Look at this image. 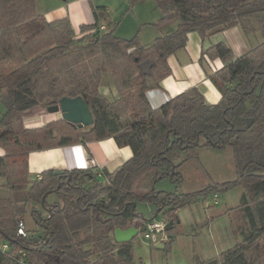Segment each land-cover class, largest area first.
Returning a JSON list of instances; mask_svg holds the SVG:
<instances>
[{
	"label": "trees",
	"instance_id": "1",
	"mask_svg": "<svg viewBox=\"0 0 264 264\" xmlns=\"http://www.w3.org/2000/svg\"><path fill=\"white\" fill-rule=\"evenodd\" d=\"M154 1L160 16L153 24L175 20L176 26L143 45L136 34L114 32L103 4L90 2L94 20L74 32L67 16L47 20L36 0H0V146L6 150L0 175L13 193L0 198V245H7L0 246V264H136L132 239L118 242L113 230L143 225L137 201L155 203L171 220L164 230L169 241L179 207L235 186L241 187L237 208L245 224L237 227L234 244L195 264H264V0ZM233 25L262 38L238 56L224 42L202 50L201 56L223 63L209 75L220 91L218 102L207 103L192 87L150 105L147 90L170 72L167 56L184 46L189 31L203 38ZM102 87H114L117 95L104 96ZM62 96H81L93 121L78 127L62 120L55 137L49 124L43 140L112 137L130 148V157L110 172L45 169L30 178L27 151L42 143L21 141L13 130L23 111L56 104ZM202 146L229 147L235 176L179 193L154 188L165 176L178 186L181 165L197 158ZM49 194L55 199L48 201ZM29 203L41 232L26 229L23 236L16 228Z\"/></svg>",
	"mask_w": 264,
	"mask_h": 264
},
{
	"label": "crops",
	"instance_id": "2",
	"mask_svg": "<svg viewBox=\"0 0 264 264\" xmlns=\"http://www.w3.org/2000/svg\"><path fill=\"white\" fill-rule=\"evenodd\" d=\"M90 2L92 0H36L35 7L47 20L67 16L72 29L77 32L80 23H90L94 20ZM159 16L160 10L155 5L150 18H140L139 25L149 28L143 31L139 37L137 36L141 44L151 43L155 37L176 26L175 20L161 26L154 25L153 23ZM101 26L105 27L106 22L103 21ZM117 35L125 37L126 34ZM261 38L259 31L246 33L238 25L214 31L203 38L197 31H189L184 46L167 56L170 72L160 79L158 86L147 90L146 95L150 105L158 107L176 94L192 87H197L202 92L207 103L218 102L221 94L209 75L220 68L223 63L219 57L201 56L202 50L217 42H224L230 47L232 54L238 56L259 42ZM101 93L108 98L117 95L114 87H102ZM4 113L5 109L0 104V120ZM62 120L64 119H62L60 111H48L45 106L38 104L23 111L21 123L14 128L13 132H17L21 141L36 140L41 142L38 140H43L44 131L49 124L53 125L52 135L55 137L59 134L58 127L61 126ZM5 153V148L0 146V155ZM130 155V148L126 145L118 146L112 137H90L83 141L76 140L66 144L53 142L42 144L40 147H31L26 154V164L30 178L39 176L45 169L69 170L76 167H87L89 158L95 161L94 170L106 169L110 172L128 159ZM194 171L202 176L200 169L194 168ZM12 194V190L6 184L5 177L0 175V198L10 197ZM237 206L238 204L235 207L237 208ZM237 210L239 209L237 208ZM192 256V260L199 259L197 254Z\"/></svg>",
	"mask_w": 264,
	"mask_h": 264
},
{
	"label": "rangeland",
	"instance_id": "3",
	"mask_svg": "<svg viewBox=\"0 0 264 264\" xmlns=\"http://www.w3.org/2000/svg\"><path fill=\"white\" fill-rule=\"evenodd\" d=\"M92 2L106 5L109 19L115 25L114 32L126 34L125 38L134 34L139 37L143 31L149 29L148 26L139 25L140 18H150L156 5L154 0H134L133 2L92 0ZM56 139L57 137L53 140L38 141L46 144L53 143ZM194 168L200 169L202 176L197 174ZM180 171L182 180L178 186L165 176L154 182V188L179 193L201 189L211 179L233 178L235 171L231 149L202 146L198 149L197 158L185 161ZM240 190V186H235L218 192L216 203L212 200V192H207L195 202L179 207L176 210L178 221L174 222L170 229L169 241L166 237L167 233L162 231L156 233L157 240L152 242L143 235L144 224L139 225L138 233L131 240L134 262L136 264H195V260H192L193 254H197L199 259H205L234 244L237 227L245 224L242 222L240 210L235 207L239 203ZM55 197L54 194H49L48 201L54 200ZM31 206V203L27 205L23 220L29 232L40 233L41 226L37 225L29 214ZM35 206L40 208L36 204ZM136 209L141 213L143 221L167 222L168 217L163 214V211L153 215L156 205L151 201H137Z\"/></svg>",
	"mask_w": 264,
	"mask_h": 264
},
{
	"label": "water",
	"instance_id": "4",
	"mask_svg": "<svg viewBox=\"0 0 264 264\" xmlns=\"http://www.w3.org/2000/svg\"><path fill=\"white\" fill-rule=\"evenodd\" d=\"M146 65V61L141 63V66L144 67ZM147 72V69H145ZM48 111H60L62 119L76 124L78 127L89 125L92 123L93 118L92 114L81 96H62L58 103L48 105ZM250 121V118L246 120ZM56 173H59L60 170H55ZM134 205V203H133ZM159 211V208L155 210L154 215ZM171 225V220L165 222L164 230H168ZM138 233V229L133 225L128 226L126 228L116 227L113 230L114 239L118 242L126 241L132 239Z\"/></svg>",
	"mask_w": 264,
	"mask_h": 264
},
{
	"label": "built area",
	"instance_id": "5",
	"mask_svg": "<svg viewBox=\"0 0 264 264\" xmlns=\"http://www.w3.org/2000/svg\"><path fill=\"white\" fill-rule=\"evenodd\" d=\"M103 27V26H101ZM87 167H95V161L92 158H89L87 160ZM97 171V170H96ZM217 198H218V194L217 193H213L212 194V200L214 203L217 202ZM144 227H143V235L144 237L149 238L151 241H156L157 240V236L156 233L157 232H162L164 231V222H158V221H154V220H146L144 221ZM16 233L25 236L26 235V226L23 220L18 221L17 224V228H16ZM1 248H6V243H2Z\"/></svg>",
	"mask_w": 264,
	"mask_h": 264
}]
</instances>
